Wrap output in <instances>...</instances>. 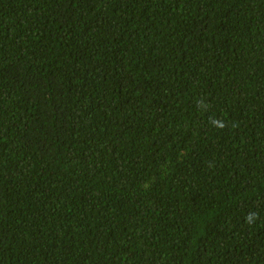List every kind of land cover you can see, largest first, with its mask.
Instances as JSON below:
<instances>
[{
	"label": "trees",
	"instance_id": "16d2710c",
	"mask_svg": "<svg viewBox=\"0 0 264 264\" xmlns=\"http://www.w3.org/2000/svg\"><path fill=\"white\" fill-rule=\"evenodd\" d=\"M0 264H264V0H0Z\"/></svg>",
	"mask_w": 264,
	"mask_h": 264
}]
</instances>
